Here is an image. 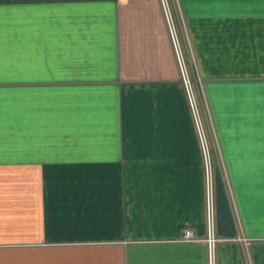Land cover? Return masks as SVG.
<instances>
[{
	"label": "crops",
	"instance_id": "0c3cea01",
	"mask_svg": "<svg viewBox=\"0 0 264 264\" xmlns=\"http://www.w3.org/2000/svg\"><path fill=\"white\" fill-rule=\"evenodd\" d=\"M168 3L214 264H264V0ZM204 220L161 1L0 0V264H208Z\"/></svg>",
	"mask_w": 264,
	"mask_h": 264
},
{
	"label": "built area",
	"instance_id": "2783aa9c",
	"mask_svg": "<svg viewBox=\"0 0 264 264\" xmlns=\"http://www.w3.org/2000/svg\"><path fill=\"white\" fill-rule=\"evenodd\" d=\"M160 1L162 4L164 17L169 29L170 40L176 57L181 83L185 90L187 103L191 112L195 131L197 133L198 141L201 147L205 207V236L203 241L207 249L208 264H214L215 251L219 238L217 237L215 231V183L210 146L199 113L193 84L190 78L188 64L180 42L178 30L173 18L172 11L170 9V5L168 3V0ZM183 239L186 241H191L195 239L193 231L191 229H186L183 234Z\"/></svg>",
	"mask_w": 264,
	"mask_h": 264
},
{
	"label": "rangeland",
	"instance_id": "374dc122",
	"mask_svg": "<svg viewBox=\"0 0 264 264\" xmlns=\"http://www.w3.org/2000/svg\"><path fill=\"white\" fill-rule=\"evenodd\" d=\"M172 14H173V12H172ZM176 27H177V25H176ZM190 78H191V82H192L193 88H194V80H193V77L191 75H190ZM194 93H195V91H194ZM195 97H196L197 105H198V108H199V113H200V116H201V119H202L203 127H204V130H205V133L207 134V126H206V121H205V118H204V115H203L202 106H201V104L199 102V99L197 98L196 94H195Z\"/></svg>",
	"mask_w": 264,
	"mask_h": 264
}]
</instances>
